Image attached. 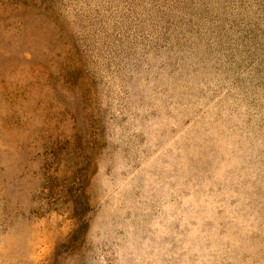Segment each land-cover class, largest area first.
<instances>
[{
	"label": "rangeland",
	"instance_id": "obj_1",
	"mask_svg": "<svg viewBox=\"0 0 264 264\" xmlns=\"http://www.w3.org/2000/svg\"><path fill=\"white\" fill-rule=\"evenodd\" d=\"M0 264H264V0H0Z\"/></svg>",
	"mask_w": 264,
	"mask_h": 264
}]
</instances>
